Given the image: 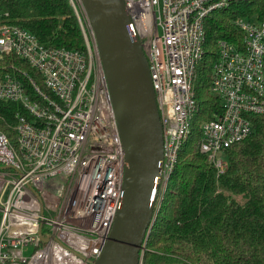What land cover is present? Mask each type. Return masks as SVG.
<instances>
[{"label": "built area", "instance_id": "2783aa9c", "mask_svg": "<svg viewBox=\"0 0 264 264\" xmlns=\"http://www.w3.org/2000/svg\"><path fill=\"white\" fill-rule=\"evenodd\" d=\"M124 1L162 124L158 201L198 110L206 20L231 0ZM70 2L86 52L46 48L0 10V101L26 113L17 117L15 143L0 131V264H91L120 213L125 151L93 30L82 19L81 0ZM236 25L242 44L219 40L213 66L211 90L222 112L202 123L199 142L218 178L228 169L225 151L250 136L253 118L264 115V20Z\"/></svg>", "mask_w": 264, "mask_h": 264}, {"label": "trees", "instance_id": "16d2710c", "mask_svg": "<svg viewBox=\"0 0 264 264\" xmlns=\"http://www.w3.org/2000/svg\"><path fill=\"white\" fill-rule=\"evenodd\" d=\"M0 10L46 48L87 51L70 0H0ZM239 19L263 21L264 0H231L206 20L195 80L198 110L157 201L143 264H264V115L253 118L250 136L225 151L229 165L219 178L199 149L202 123L222 112L221 99L211 90L218 41L242 44ZM38 83L47 91L41 78ZM19 114L26 115L21 105L0 101V131L13 143Z\"/></svg>", "mask_w": 264, "mask_h": 264}, {"label": "water", "instance_id": "95a60500", "mask_svg": "<svg viewBox=\"0 0 264 264\" xmlns=\"http://www.w3.org/2000/svg\"><path fill=\"white\" fill-rule=\"evenodd\" d=\"M105 72L126 159L120 213L91 264H141L163 163V130L149 63L124 0H81Z\"/></svg>", "mask_w": 264, "mask_h": 264}, {"label": "rangeland", "instance_id": "374dc122", "mask_svg": "<svg viewBox=\"0 0 264 264\" xmlns=\"http://www.w3.org/2000/svg\"><path fill=\"white\" fill-rule=\"evenodd\" d=\"M79 6H80V11H81V13H82L83 16H84V17H82V19H83V21L85 22V24L88 25V20H87L86 14H85V12L82 10L81 5H79ZM78 8H79V7H78ZM87 25H86V26H87ZM30 253H31V250L27 251V252H26V255H28V254H30Z\"/></svg>", "mask_w": 264, "mask_h": 264}]
</instances>
